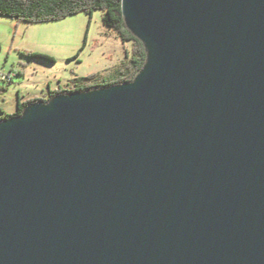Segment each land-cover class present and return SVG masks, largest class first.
Instances as JSON below:
<instances>
[{"label": "water", "instance_id": "95a60500", "mask_svg": "<svg viewBox=\"0 0 264 264\" xmlns=\"http://www.w3.org/2000/svg\"><path fill=\"white\" fill-rule=\"evenodd\" d=\"M133 82L0 122V264H264V0H123Z\"/></svg>", "mask_w": 264, "mask_h": 264}, {"label": "rangeland", "instance_id": "374dc122", "mask_svg": "<svg viewBox=\"0 0 264 264\" xmlns=\"http://www.w3.org/2000/svg\"><path fill=\"white\" fill-rule=\"evenodd\" d=\"M102 15L82 13L38 24L0 15V118L14 114L20 100L48 101L51 91L72 90L76 78L115 71L106 69L124 59L132 45H124L104 25ZM31 53L54 61L33 58Z\"/></svg>", "mask_w": 264, "mask_h": 264}, {"label": "trees", "instance_id": "16d2710c", "mask_svg": "<svg viewBox=\"0 0 264 264\" xmlns=\"http://www.w3.org/2000/svg\"><path fill=\"white\" fill-rule=\"evenodd\" d=\"M123 0H0V15L10 17L25 23H46L65 20L76 14L93 15L97 11H102L103 23L110 30H114L124 44H131L130 51L126 52L127 61L121 64L109 76L101 74L90 75L82 79H75L76 85L72 90H55L50 92L49 100L35 98L33 100L19 101L17 111L14 114L6 115L0 118L4 122L11 118H17L24 115L26 109L33 104L46 102L48 104L53 98L59 95H68L72 93H83L90 90H99L111 88L116 85L129 84L142 72L147 60L148 54L146 45L139 40L127 27L123 8ZM33 58H42L48 61H54L47 55L33 54Z\"/></svg>", "mask_w": 264, "mask_h": 264}, {"label": "crops", "instance_id": "0c3cea01", "mask_svg": "<svg viewBox=\"0 0 264 264\" xmlns=\"http://www.w3.org/2000/svg\"><path fill=\"white\" fill-rule=\"evenodd\" d=\"M125 45V44H124ZM125 61H127V56L125 55V57H124V59L123 58H118V60L117 61H115L114 62V64H113V66H110L109 68H107L106 70L109 72V71H111V70H113V69H115L116 70V68L115 67H120L121 66V64L122 63H124ZM117 68V69H118Z\"/></svg>", "mask_w": 264, "mask_h": 264}]
</instances>
